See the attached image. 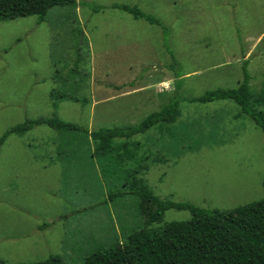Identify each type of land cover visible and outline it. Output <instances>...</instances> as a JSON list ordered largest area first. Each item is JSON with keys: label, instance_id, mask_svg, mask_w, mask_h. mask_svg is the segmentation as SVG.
Here are the masks:
<instances>
[{"label": "rangeland", "instance_id": "rangeland-1", "mask_svg": "<svg viewBox=\"0 0 264 264\" xmlns=\"http://www.w3.org/2000/svg\"><path fill=\"white\" fill-rule=\"evenodd\" d=\"M76 2L75 10L52 8L43 21L0 22V139L28 120L56 119L80 131L40 126L0 147L3 264L50 257L83 264L97 250L123 243L144 227L139 181L162 201L219 212L263 198L261 131L233 102L182 100L238 88L245 61L250 102L260 97L264 0ZM116 4L161 25L111 9ZM174 100V124L130 140L132 152L134 142L141 144L143 162L111 166L109 158L93 157L85 130L137 126ZM138 165L147 172L133 176ZM190 219L188 211L172 209L151 228ZM43 225L49 226L38 230Z\"/></svg>", "mask_w": 264, "mask_h": 264}, {"label": "trees", "instance_id": "trees-1", "mask_svg": "<svg viewBox=\"0 0 264 264\" xmlns=\"http://www.w3.org/2000/svg\"><path fill=\"white\" fill-rule=\"evenodd\" d=\"M85 6L84 3L81 4ZM76 0H0V22L36 16L43 21L52 8L75 10ZM80 6V5H79ZM111 9L130 15L135 20H144L151 25L161 24L151 16L141 13L135 7L112 5ZM248 61L243 63V79L234 90H213L198 98L183 99V102L207 104L220 101L233 102L240 113L248 117L264 137V110L257 106L264 104V91L258 99L250 102L251 93L248 83L250 75L246 71ZM178 87V75H175ZM181 83H179L180 85ZM60 95L58 99H61ZM57 99V97H56ZM179 101H171L158 113L147 116L139 125L126 128H101L88 134L93 146V157L109 158L111 166L127 167L128 163L143 162L139 157L141 144L133 143L135 149L130 150V140L156 127L158 124H174L178 117ZM45 126L58 134H79V128L56 119L28 120L7 130L0 139V147L9 136H22L36 127ZM146 160V158L144 159ZM100 165V164H99ZM102 171H109L103 168ZM122 166V167H124ZM144 173L146 167L138 165ZM140 173V172H139ZM139 176V175H138ZM135 178V177H134ZM136 179L133 187L136 186ZM136 197L140 202V213L145 218L144 227L134 232L123 243L117 242L109 248H101L85 259L83 264H264V181L262 183L263 198L243 207L227 212L198 209L189 204L162 201L155 197L141 181ZM109 196V200H110ZM188 211L191 219L187 222H171L162 227H151L162 222L168 210ZM0 264H3L0 261ZM34 264H62L57 257Z\"/></svg>", "mask_w": 264, "mask_h": 264}, {"label": "crops", "instance_id": "crops-1", "mask_svg": "<svg viewBox=\"0 0 264 264\" xmlns=\"http://www.w3.org/2000/svg\"><path fill=\"white\" fill-rule=\"evenodd\" d=\"M247 57H248V55L246 56V59H247ZM245 59V60H246ZM122 119H124V118H122ZM121 119V120H122ZM128 119V118H127ZM119 121L120 120H118V121H115L116 123H119ZM2 147V146H1ZM46 158H53V153L51 152L48 156H45ZM49 225H43L42 227H39L38 228V230H41V229H46L47 227H48Z\"/></svg>", "mask_w": 264, "mask_h": 264}]
</instances>
